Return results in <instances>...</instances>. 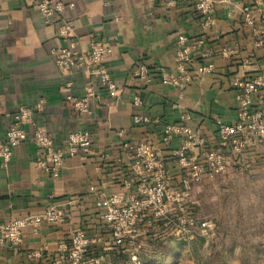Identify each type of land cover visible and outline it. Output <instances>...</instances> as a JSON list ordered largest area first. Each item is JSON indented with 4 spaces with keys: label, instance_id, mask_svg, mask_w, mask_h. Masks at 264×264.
<instances>
[{
    "label": "crops",
    "instance_id": "obj_1",
    "mask_svg": "<svg viewBox=\"0 0 264 264\" xmlns=\"http://www.w3.org/2000/svg\"><path fill=\"white\" fill-rule=\"evenodd\" d=\"M37 1L0 0V138L6 137L20 108L33 110L25 123L28 139L7 166L0 165V228L12 218L42 212L53 204L64 209L68 218L63 224L44 225L38 233L27 229L20 249L0 242V264H51L81 229L95 239V252L109 258L115 248L123 247L112 245L103 218L107 207L98 204L103 196L114 192L139 195L138 181L132 186L127 181L140 173L154 181L160 162L171 188H186L184 171L173 155L183 140L175 136L164 141L168 123L187 122L209 146L222 148L219 122L236 123L243 105L242 90L234 83L237 76L261 78L251 109L264 118V45L259 44L264 37V0H213L209 26L198 9L199 0H49L63 7L58 24L45 21ZM244 7L253 10L254 25L245 21ZM182 34L189 40L205 41L194 55L192 69L203 62L214 64L212 72L184 88L161 78L163 69H177V40ZM94 39L112 46L106 64L121 91L113 98L106 89L97 88L88 116L75 108L64 90L71 80L72 92L83 94L86 73L63 74L50 52L72 41L87 52ZM210 50L212 55L205 58L203 54ZM141 63L148 67L147 78L135 74ZM136 96L143 100L141 105H135ZM136 114L149 121L135 122ZM37 129L51 133L58 145L65 143L71 131L89 130L92 152L67 157L60 176L54 178L37 165L40 150L33 140ZM141 143L155 150L149 169L135 165V148ZM242 162L253 169L264 166V136L252 142ZM145 224L138 223L137 233ZM42 248L40 256L29 257Z\"/></svg>",
    "mask_w": 264,
    "mask_h": 264
},
{
    "label": "built area",
    "instance_id": "obj_2",
    "mask_svg": "<svg viewBox=\"0 0 264 264\" xmlns=\"http://www.w3.org/2000/svg\"><path fill=\"white\" fill-rule=\"evenodd\" d=\"M197 6L206 16L205 25H211L215 2L199 0ZM36 7L43 14L47 23L58 24L61 22L63 7L60 3L39 0L36 2ZM243 12L245 21L254 25L256 18L253 10L250 7H244ZM63 28L68 29L69 26L64 25ZM204 43L203 38L189 40L186 35H180L177 40V69H163L161 71L163 82L184 88L196 78L212 72L214 70L212 62H203L196 68H191L195 53L201 50ZM259 44L264 45V37L259 40ZM112 51L113 48L108 42L97 39L91 41L90 49L87 52L82 51L75 41L66 46L60 45L51 48V56L63 74H70L77 70L84 71L87 75L85 82L87 89L83 94L77 95L72 92L73 82L71 80L66 82L64 88L65 97L73 102L81 114L88 116L92 114L91 100L96 97L97 88L106 89L113 98L117 97L121 91L120 83L113 77L106 64V59ZM222 52L226 54L227 48H223ZM203 55L205 58H209L212 51H207ZM135 74L143 78L149 77L147 65L139 64ZM234 83L242 90L240 96L243 99V105L240 118L236 123L219 122L222 148L209 146L206 138L187 122L168 123L164 129V141L168 142L175 136H179L183 140L182 146L175 150L173 155L178 159V163L184 171L183 183L186 188L190 187V180L213 177L235 169L237 171L244 170L245 164L242 162L244 152L253 141L257 140V137L263 138L264 136V118L262 114L253 112L251 109L252 94L259 90L262 84L261 78L247 79L237 76ZM134 103L141 105L143 100L136 96ZM32 113L33 110L30 107H22L14 114L6 137L0 138L1 166H7L16 149L28 139L29 132L25 128V123ZM134 121L145 123L149 121V118L142 114H136ZM33 140L40 150L37 165L54 178L60 176L67 157L87 155L92 152L93 140L89 130L69 132L63 145H58L52 134L45 129L35 130ZM194 150L198 151L194 152ZM134 157L137 158L135 162L137 167L144 169L145 165L149 169L155 160V150L150 144L141 143L135 148ZM137 181L139 195L124 196L120 192H114L110 196H103L98 202L99 205L107 207L103 218L112 235L113 246L124 247L137 234L136 228L140 221L147 216L166 215L170 210V201L181 200L182 192L179 189L171 188L163 162H160V169L154 175V181L149 180L145 173H140L138 178H130L127 185L132 186ZM67 218L66 211L56 204L39 213L12 218L1 225L0 242L8 243L14 249H20L23 246L24 233L27 229L38 233L44 225L63 224ZM185 221L194 222L190 215ZM203 225L206 226L207 222H204ZM94 244L93 237L89 236L85 230H78L73 234L70 246L54 257L51 264H101L107 255L94 254L91 251ZM43 250V248L36 250L30 253L29 257L40 256Z\"/></svg>",
    "mask_w": 264,
    "mask_h": 264
},
{
    "label": "rangeland",
    "instance_id": "obj_3",
    "mask_svg": "<svg viewBox=\"0 0 264 264\" xmlns=\"http://www.w3.org/2000/svg\"><path fill=\"white\" fill-rule=\"evenodd\" d=\"M179 190L166 215L139 222L144 228L122 248L127 262L106 256L101 264H264V166L190 180Z\"/></svg>",
    "mask_w": 264,
    "mask_h": 264
},
{
    "label": "trees",
    "instance_id": "obj_4",
    "mask_svg": "<svg viewBox=\"0 0 264 264\" xmlns=\"http://www.w3.org/2000/svg\"><path fill=\"white\" fill-rule=\"evenodd\" d=\"M94 254H98L97 252H95L94 250V246L92 247V250H91ZM128 258V254L123 252L122 249L120 248H115L111 254L109 255V259H113V260H118L119 262H127Z\"/></svg>",
    "mask_w": 264,
    "mask_h": 264
}]
</instances>
